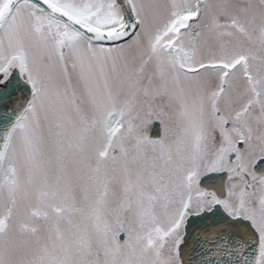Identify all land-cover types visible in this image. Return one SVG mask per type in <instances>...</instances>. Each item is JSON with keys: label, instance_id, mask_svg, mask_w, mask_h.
Wrapping results in <instances>:
<instances>
[{"label": "snow or ice", "instance_id": "1", "mask_svg": "<svg viewBox=\"0 0 264 264\" xmlns=\"http://www.w3.org/2000/svg\"><path fill=\"white\" fill-rule=\"evenodd\" d=\"M0 264H264V0H0Z\"/></svg>", "mask_w": 264, "mask_h": 264}]
</instances>
